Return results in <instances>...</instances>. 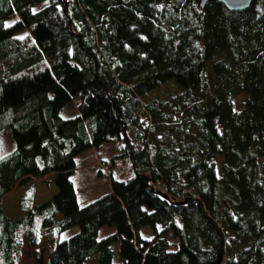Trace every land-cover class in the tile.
Here are the masks:
<instances>
[{"label":"trees","instance_id":"1","mask_svg":"<svg viewBox=\"0 0 264 264\" xmlns=\"http://www.w3.org/2000/svg\"><path fill=\"white\" fill-rule=\"evenodd\" d=\"M199 3L0 0V202L53 186L17 218L0 204V264L19 247L33 264H264V0ZM113 139L133 177L80 207L75 159Z\"/></svg>","mask_w":264,"mask_h":264},{"label":"rangeland","instance_id":"2","mask_svg":"<svg viewBox=\"0 0 264 264\" xmlns=\"http://www.w3.org/2000/svg\"><path fill=\"white\" fill-rule=\"evenodd\" d=\"M75 114V107L73 103H70L60 115L62 119H70ZM2 142L4 145L6 143L9 145L10 137L7 132L4 133ZM120 147L121 142L113 139L111 142L102 145L99 150L89 149L76 157L77 168L71 180L74 185V191L77 193L76 196L80 207H85L110 193L109 176L119 182H127L133 177L129 161L125 158L117 157ZM50 177L30 179L23 186H15L10 193L1 199L0 204L4 214L12 219L17 218L20 214L19 201L24 196H31L35 205L48 200L53 192L52 184L47 183ZM148 231L143 232L144 237H147L146 233ZM76 232L77 228H74L66 233L65 237H70ZM112 234L113 230L104 227L99 231L98 240H102ZM115 247L118 252L117 246ZM27 252V250L25 251L22 247H19L18 254L21 257L18 259V264H33V259L30 260L31 255L27 256ZM93 263H96V259H93Z\"/></svg>","mask_w":264,"mask_h":264},{"label":"water","instance_id":"3","mask_svg":"<svg viewBox=\"0 0 264 264\" xmlns=\"http://www.w3.org/2000/svg\"><path fill=\"white\" fill-rule=\"evenodd\" d=\"M210 0H200L199 8H203L204 5ZM221 3L228 11H242L247 9L253 0H213Z\"/></svg>","mask_w":264,"mask_h":264},{"label":"crops","instance_id":"4","mask_svg":"<svg viewBox=\"0 0 264 264\" xmlns=\"http://www.w3.org/2000/svg\"><path fill=\"white\" fill-rule=\"evenodd\" d=\"M100 149V147L97 149V150H99ZM76 168H77V164L75 163V170H76ZM75 170H74V173H73V175H72V177L74 176V174H75ZM74 186V185H73ZM77 194V193H76ZM78 199V198H77ZM79 201V200H78Z\"/></svg>","mask_w":264,"mask_h":264}]
</instances>
